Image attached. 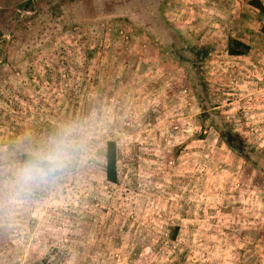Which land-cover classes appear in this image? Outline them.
<instances>
[{
  "label": "rangeland",
  "instance_id": "1",
  "mask_svg": "<svg viewBox=\"0 0 264 264\" xmlns=\"http://www.w3.org/2000/svg\"><path fill=\"white\" fill-rule=\"evenodd\" d=\"M263 24L252 0H0V151L90 132L0 209V264H264Z\"/></svg>",
  "mask_w": 264,
  "mask_h": 264
},
{
  "label": "clouds",
  "instance_id": "2",
  "mask_svg": "<svg viewBox=\"0 0 264 264\" xmlns=\"http://www.w3.org/2000/svg\"><path fill=\"white\" fill-rule=\"evenodd\" d=\"M89 138L87 127L68 122L40 138L26 135L10 151H0V209L11 211L62 179L79 162Z\"/></svg>",
  "mask_w": 264,
  "mask_h": 264
},
{
  "label": "trees",
  "instance_id": "3",
  "mask_svg": "<svg viewBox=\"0 0 264 264\" xmlns=\"http://www.w3.org/2000/svg\"><path fill=\"white\" fill-rule=\"evenodd\" d=\"M252 4L264 14V5L262 3V0H252ZM262 31L264 32V24L262 25ZM235 45L243 46L244 48H247V45H245L244 43L236 42ZM230 54L240 55L242 54V51L236 48H231ZM221 137L224 138L229 145L233 146L231 135L222 132ZM239 149L245 154V158L247 160H251V157L248 155V152L244 150V148H239ZM105 162H106L105 174L107 180L117 185L119 183L120 172H119V162H118V145L114 140H109L106 144Z\"/></svg>",
  "mask_w": 264,
  "mask_h": 264
}]
</instances>
